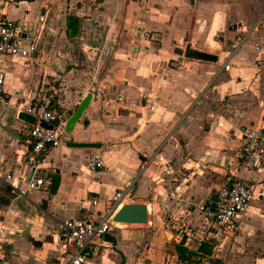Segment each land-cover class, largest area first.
<instances>
[{
	"label": "crops",
	"instance_id": "crops-1",
	"mask_svg": "<svg viewBox=\"0 0 264 264\" xmlns=\"http://www.w3.org/2000/svg\"><path fill=\"white\" fill-rule=\"evenodd\" d=\"M2 14L43 35L32 58L1 61L0 264H68L59 223L85 201L99 216L128 181L123 202L146 203L148 222L119 223L83 264H172L177 250L163 248L204 234L200 206L230 178L253 197L225 233L232 244L224 238L213 253L223 264H264V170L242 156L243 131L264 127V0H8ZM188 45L215 60L186 56ZM51 91L58 103L79 98L60 144L43 153L51 185L20 195L30 124L16 116L50 107ZM91 153L102 158L95 171L85 167ZM155 155L166 168L141 165Z\"/></svg>",
	"mask_w": 264,
	"mask_h": 264
},
{
	"label": "built area",
	"instance_id": "built-area-1",
	"mask_svg": "<svg viewBox=\"0 0 264 264\" xmlns=\"http://www.w3.org/2000/svg\"><path fill=\"white\" fill-rule=\"evenodd\" d=\"M8 0H0V91L4 82V73L1 61L4 56H17L30 59L36 46L41 27L33 30H23L13 19L4 17L2 9ZM45 19L43 14L38 20ZM224 69L229 68L226 62ZM2 96L0 94V101ZM35 116V122L30 124L26 131L29 136L25 161L28 165V174L24 186L17 188V193L24 195L28 189H48L52 183L51 175L41 165L43 153L49 148L60 144L62 129L61 124L64 112L57 107L35 106L29 108ZM242 156L245 162L255 170H264V127L249 128L243 131ZM153 162L165 165L162 157L145 159L142 166ZM102 158L97 153L86 156L85 167L90 171L100 169ZM131 181L124 184L123 188L116 191L107 199L104 209L99 216L91 214L89 201L81 204V215L72 216L59 223L57 231L64 240L65 246L70 248L64 251L68 264H83L89 245L105 233H111L118 223L112 221V214L123 203L126 197L130 198ZM253 197L251 187L239 178H230L228 183L209 194L200 209L206 220L214 223L224 233L237 228V218L244 212ZM96 204V199H90Z\"/></svg>",
	"mask_w": 264,
	"mask_h": 264
},
{
	"label": "rangeland",
	"instance_id": "rangeland-1",
	"mask_svg": "<svg viewBox=\"0 0 264 264\" xmlns=\"http://www.w3.org/2000/svg\"><path fill=\"white\" fill-rule=\"evenodd\" d=\"M96 81V80H95ZM61 87V85H58ZM59 91L54 93L51 91V97L49 98V102L47 103L48 106L51 107H57L60 110L64 112V118L68 115L70 112V109L73 105L76 104L78 101L76 98L72 102H57V99L59 98ZM45 107V106H44ZM63 118V119H64ZM206 226V231L204 234L202 233L199 235H192V240L187 244V246H182L175 244L172 248H169V246L164 247L163 249L169 254L173 250H177V253L179 254V258L177 260H174V263L172 264H223V262L216 256L215 253H213V248L217 246V250L221 247L219 242L220 240L226 238L225 244L222 243V245H231L232 241L229 239L226 234L219 229L221 232H217V228L214 227L210 222L204 223ZM231 233V232H229ZM212 234H217L216 236L212 237ZM219 234V235H218ZM186 234L183 233V235L180 236L181 239L186 238Z\"/></svg>",
	"mask_w": 264,
	"mask_h": 264
},
{
	"label": "water",
	"instance_id": "water-1",
	"mask_svg": "<svg viewBox=\"0 0 264 264\" xmlns=\"http://www.w3.org/2000/svg\"><path fill=\"white\" fill-rule=\"evenodd\" d=\"M43 35V28H41L36 46L33 52V56L37 53L40 42ZM180 50H178L179 52ZM184 53L186 56H190L193 58L198 59H205V60H215V56L206 52L194 50L188 46L185 47ZM84 101L82 102L83 105ZM81 108V106H80ZM17 119L22 120L23 122L33 124L35 122V116L32 114L27 113L26 111L22 110L17 113ZM2 129L8 132L9 134L19 137L17 131L11 129L7 125H2ZM68 146L72 147H89L94 148L98 147L97 142H76V141H68ZM112 221L115 223H125V224H146L148 222V207L147 204L144 202H123L121 203L116 210L112 214Z\"/></svg>",
	"mask_w": 264,
	"mask_h": 264
},
{
	"label": "trees",
	"instance_id": "trees-1",
	"mask_svg": "<svg viewBox=\"0 0 264 264\" xmlns=\"http://www.w3.org/2000/svg\"><path fill=\"white\" fill-rule=\"evenodd\" d=\"M51 107V106H50Z\"/></svg>",
	"mask_w": 264,
	"mask_h": 264
}]
</instances>
